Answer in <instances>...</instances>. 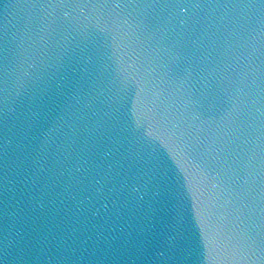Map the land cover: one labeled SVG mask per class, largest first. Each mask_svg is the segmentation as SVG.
Segmentation results:
<instances>
[{
	"label": "water",
	"instance_id": "95a60500",
	"mask_svg": "<svg viewBox=\"0 0 264 264\" xmlns=\"http://www.w3.org/2000/svg\"><path fill=\"white\" fill-rule=\"evenodd\" d=\"M0 264H264V0H0Z\"/></svg>",
	"mask_w": 264,
	"mask_h": 264
}]
</instances>
